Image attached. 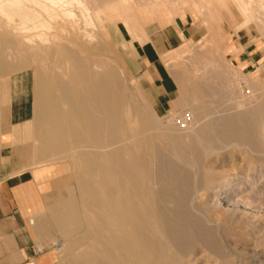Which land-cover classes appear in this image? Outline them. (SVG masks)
I'll list each match as a JSON object with an SVG mask.
<instances>
[{"label":"bare ground","instance_id":"6f19581e","mask_svg":"<svg viewBox=\"0 0 264 264\" xmlns=\"http://www.w3.org/2000/svg\"><path fill=\"white\" fill-rule=\"evenodd\" d=\"M99 1L0 0V78L25 67L34 84L32 116L9 124L1 104L8 100V79H0V134L10 137L8 147L20 145L25 168L38 170L35 185L19 193V204L36 238H62L63 249L53 253L50 264L57 255L56 264H185L182 252L192 241L188 225L201 235L204 228L198 231L196 207L186 200L189 183L174 163L183 160L184 150L164 146L161 134L149 130L143 111H135L134 104L131 109L125 86L90 30L105 15L98 5L105 0ZM172 1L177 0H130V9L124 7L130 14L122 13L120 4L113 9L131 38L141 29V14L157 17ZM181 1L200 12L198 0ZM249 3L242 4L245 11ZM104 27L99 31L107 33ZM187 152L190 157L192 151ZM38 181L54 191L43 200ZM220 190L216 186L213 196Z\"/></svg>","mask_w":264,"mask_h":264},{"label":"rangeland","instance_id":"374dc122","mask_svg":"<svg viewBox=\"0 0 264 264\" xmlns=\"http://www.w3.org/2000/svg\"><path fill=\"white\" fill-rule=\"evenodd\" d=\"M246 1L198 0L197 3H201L200 12L189 1H172L157 17L141 14L138 21L141 29L130 38L122 17L118 15L119 11L113 9L120 4L121 12L130 14V10L124 8L130 9V0H122L124 5L121 0H105L104 4H98L101 6H98L100 14L103 12L104 17H100L101 22L96 21L90 29L99 38L106 58L125 86L131 109L137 105L135 111H143L149 130L153 128L151 132L161 134L158 136L163 144L167 142L166 145L172 146L177 152L184 150L183 160L174 159V163L176 166L178 164L179 173L180 170H186V173H181V178L189 183L186 200L193 209L196 207L195 211L192 210L198 221L203 219L202 222L197 221L198 231L204 228L201 235L195 231L194 224L193 227L191 223L188 225L192 241L188 250L182 252L185 264H264V3ZM243 3H249L246 11L242 7ZM181 21L192 28L190 37L169 50H165L159 42V60L154 63L155 67L160 69L164 66L175 83L173 100L166 111L159 112L154 92L150 88L151 78L146 72L147 63L141 57L137 44H143L150 37L158 40L161 32H170L168 24H180ZM100 25L105 26L107 33L99 31ZM247 39L259 49L258 61L253 67L243 68L235 64L234 57L241 50L239 42ZM17 69L20 68L15 67L14 70ZM21 69L33 76L30 69ZM14 72H6L0 79H9ZM33 86L32 80V92ZM5 101L1 103L3 107L0 105L4 109ZM249 113L255 118L251 119ZM175 114H187L184 128L169 120ZM2 127L0 119V129ZM205 130L209 136L202 133ZM198 135L203 137L200 136V139ZM0 137H3V146L10 142L9 136L0 134ZM11 146L19 171L30 170L35 178L38 170L36 167L23 166L20 145ZM187 147L192 151L191 158L186 154ZM201 149H206V153ZM194 163H198V166ZM224 180H229V184L224 185ZM44 183H36L41 200L54 192L45 188ZM67 185H71V182ZM218 185L221 190L213 196L212 191ZM63 189L60 184L58 190ZM224 195L225 201H219ZM42 211L45 212V209ZM23 216L26 229L24 238L28 239V244L26 249L14 251L15 261L17 264H32L34 261L50 264L53 253L63 249L62 238L55 241H52L53 236L36 238L27 225L26 213ZM58 259L61 260L57 255L52 264L58 263Z\"/></svg>","mask_w":264,"mask_h":264},{"label":"crops","instance_id":"0c3cea01","mask_svg":"<svg viewBox=\"0 0 264 264\" xmlns=\"http://www.w3.org/2000/svg\"><path fill=\"white\" fill-rule=\"evenodd\" d=\"M168 27L170 32H161L158 40L157 38L152 40L150 37L143 44H137L141 57L147 63L146 72L151 78L150 88L154 92L155 105L159 112L166 111V107L173 100L172 94L175 87L174 81L164 66L160 69L155 67L154 63L159 60V42L165 50H169L192 34V28L183 21L180 24H168ZM126 31L129 33L127 29ZM239 45L241 50L234 57L235 64L242 65L243 68L253 67L258 61L259 49L248 39L245 42H239ZM6 90L9 100L5 104L6 121L9 124H21L29 120L33 111L32 77L29 71L21 70L12 73ZM2 138L0 137V157L4 160L0 159V264H17L13 256L14 251L24 250L28 244V239L24 238L26 232L24 211L19 204L21 201L19 193L35 185V182L30 170L19 171V165L13 157V147L7 146L10 142L3 146Z\"/></svg>","mask_w":264,"mask_h":264},{"label":"built area","instance_id":"2783aa9c","mask_svg":"<svg viewBox=\"0 0 264 264\" xmlns=\"http://www.w3.org/2000/svg\"><path fill=\"white\" fill-rule=\"evenodd\" d=\"M187 114L182 116V115H179V114H175L173 116H171L169 118V120L176 124L178 127L180 128H184L186 126V121H187Z\"/></svg>","mask_w":264,"mask_h":264}]
</instances>
